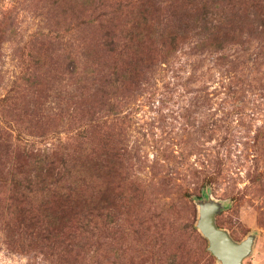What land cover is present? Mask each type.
Masks as SVG:
<instances>
[{"label": "rangeland", "instance_id": "374dc122", "mask_svg": "<svg viewBox=\"0 0 264 264\" xmlns=\"http://www.w3.org/2000/svg\"><path fill=\"white\" fill-rule=\"evenodd\" d=\"M264 264V0H0V264Z\"/></svg>", "mask_w": 264, "mask_h": 264}, {"label": "water", "instance_id": "95a60500", "mask_svg": "<svg viewBox=\"0 0 264 264\" xmlns=\"http://www.w3.org/2000/svg\"><path fill=\"white\" fill-rule=\"evenodd\" d=\"M215 205L201 209L198 227L209 240V249L218 257L221 264H243L253 247V240L236 242L228 232L220 228L216 221Z\"/></svg>", "mask_w": 264, "mask_h": 264}]
</instances>
